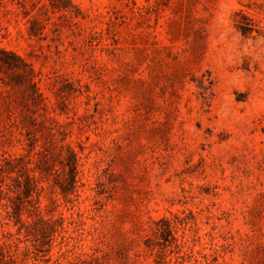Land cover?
<instances>
[{
	"label": "rangeland",
	"instance_id": "obj_1",
	"mask_svg": "<svg viewBox=\"0 0 264 264\" xmlns=\"http://www.w3.org/2000/svg\"><path fill=\"white\" fill-rule=\"evenodd\" d=\"M3 158L0 264H264V0H0Z\"/></svg>",
	"mask_w": 264,
	"mask_h": 264
},
{
	"label": "trees",
	"instance_id": "obj_2",
	"mask_svg": "<svg viewBox=\"0 0 264 264\" xmlns=\"http://www.w3.org/2000/svg\"><path fill=\"white\" fill-rule=\"evenodd\" d=\"M69 155H70V163H69V172H70V180L74 183L75 179V171H76V158H75V154L72 151H69ZM6 161H9V163H12V160H7L6 158H3L0 160V195L5 194L7 191L10 190V188L8 186H6L3 183V176L10 174L12 172H14L13 167L9 166V167H4L6 163ZM31 179L32 176L30 175H26V185L23 188V194L25 197H28L31 195ZM3 209H4V215L1 216L2 220H11V218H13V222L17 223L19 221H21V217L18 215V210L12 208V211L10 212L9 210H7V204H3L2 205ZM7 224V223H6Z\"/></svg>",
	"mask_w": 264,
	"mask_h": 264
}]
</instances>
